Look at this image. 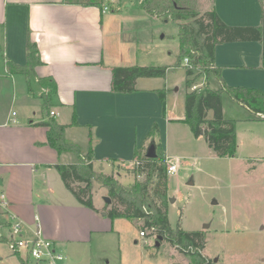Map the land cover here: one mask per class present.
Returning a JSON list of instances; mask_svg holds the SVG:
<instances>
[{
	"label": "crops",
	"instance_id": "1",
	"mask_svg": "<svg viewBox=\"0 0 264 264\" xmlns=\"http://www.w3.org/2000/svg\"><path fill=\"white\" fill-rule=\"evenodd\" d=\"M139 2L141 13L147 14ZM103 6L83 0H0V98L6 89L13 99L18 93L24 96L23 113L13 111L10 115L9 109L0 108V196L7 201L5 207L0 205V232L4 237L0 238V264H31L8 248L11 215L21 220L23 236L32 238L38 230L57 249L70 254L72 264H84L85 260V264H94V247L108 256L107 243L115 240L114 236L119 242L123 237L117 217L105 214V204L109 203L98 204L94 189L95 210L79 204L64 187L52 165L75 163L79 156L68 150L57 153L48 146L46 127L38 122L56 120L67 109V118L56 120L68 124L65 137L79 146L81 156L91 148L93 166L104 173L111 171L109 161L133 163L136 151L144 153V147L161 140L162 130L185 124L184 113L177 114L169 106L170 88L165 80L163 85L154 84L163 77H139L131 93L111 90L113 67L146 64L137 60L139 48L135 41L123 34L138 26L132 21L135 14L129 10L113 13L119 9L112 5L108 14L102 11ZM213 9L229 26L262 25L261 0H214ZM28 39L35 44L41 64L30 74H23L14 65L26 63ZM262 53L259 40L219 42L214 63L221 80L212 72L202 73L188 89L217 90L226 84L264 90ZM211 79L216 84L212 85ZM173 89L177 91L179 86ZM158 90L165 91L164 100L159 99ZM189 90H184V96ZM45 94L50 97L49 111L53 110V115L40 113ZM223 102L222 98V112ZM73 112L77 124L69 125ZM153 122L157 123V131L151 135ZM162 151L167 157V151ZM120 247L116 256L118 264H124L126 256Z\"/></svg>",
	"mask_w": 264,
	"mask_h": 264
},
{
	"label": "rangeland",
	"instance_id": "2",
	"mask_svg": "<svg viewBox=\"0 0 264 264\" xmlns=\"http://www.w3.org/2000/svg\"><path fill=\"white\" fill-rule=\"evenodd\" d=\"M83 1H101L109 9L112 8L111 5L113 8L118 7L119 11L114 10L113 13L121 11L123 14L129 10L131 14H135L132 16V21H137L138 26L125 30L123 34L126 38L135 41V45L138 46V62H143L146 66L167 67L163 77L165 79H157L158 81L154 84L166 82L167 88H170L169 106L172 105L175 113L183 114L184 90H189L184 81L187 77L185 73L187 64H183V58L188 54L179 56L178 25L170 18V13L160 18L152 17L150 13L142 14L139 1L143 5L146 0ZM156 1L162 6L175 2L178 6L192 8L199 13L198 17L203 16L205 11L213 9L214 5V0ZM109 9L106 10L108 14L111 13ZM167 16L170 19H164ZM188 20L185 19L182 22ZM210 81L212 85L215 83L212 79ZM173 86H179V90L174 91ZM16 95L17 99L16 97L13 99L11 91L6 89L3 97L0 98V108L9 109L10 115L13 111L18 114L23 113L21 102L24 101V96L20 93ZM46 97L48 98L49 95H43V98ZM222 98L225 113L223 115L236 121L237 150L234 156H219L209 142L203 137H195L185 124L162 130L158 145L154 141L156 153L162 156V150L167 151L168 156L164 154L165 164L174 159L179 161L177 173L167 174L168 220L173 228L179 226L186 231L203 232L206 243L201 253L211 257L212 260L217 257L216 264H264V117L245 109L225 92L222 93ZM53 109L58 108L53 107ZM39 110L40 113H45ZM67 114V109L61 111V115L56 120L62 121L64 116L66 119ZM208 115L212 116L211 111ZM249 117L252 118L246 119ZM147 147H144L142 152L146 153ZM134 166V162L109 161L108 167L111 171L105 173L112 174L118 183L127 186L134 180H143L145 177L144 174H135ZM94 169L104 172L96 167ZM92 187L98 204L104 202V196H108L111 201L107 188L103 187V189L96 182H93ZM172 197L173 200L170 202L169 198ZM116 219L118 229L122 232V240L119 242L116 236L113 238L115 240L110 239L112 242L107 243L110 248L108 256H103L94 247L91 256L94 264H118L116 255L119 253L117 252L119 244L121 253L126 256L122 260L124 264L148 262L150 264H195L197 259L193 256L194 254L181 253L167 239H157L150 229L146 228V235L141 237L139 235V230L143 228L141 219L138 221L123 217ZM101 245H104V242ZM21 255L24 257L23 252ZM99 255L104 259H100ZM68 258L69 263L72 264L70 254ZM28 259L31 264L37 261ZM107 259H110L109 262L106 261ZM85 263H87L86 260Z\"/></svg>",
	"mask_w": 264,
	"mask_h": 264
},
{
	"label": "trees",
	"instance_id": "3",
	"mask_svg": "<svg viewBox=\"0 0 264 264\" xmlns=\"http://www.w3.org/2000/svg\"><path fill=\"white\" fill-rule=\"evenodd\" d=\"M86 4L102 5L101 1H87ZM143 9L156 17L170 13V18L177 22L180 55L188 54L190 65H185L186 87L190 88L197 77L203 72H212L219 80V69L215 67V45L219 42H231L236 40H259L263 45L262 58L264 62V0H261L262 25L261 26H229L223 22L215 9L199 13L192 8L176 5L175 2L162 6L156 0H146ZM168 16L164 19H170ZM189 19L188 21H184ZM165 20V21H167ZM27 60L24 65H14L15 69L23 74H30L34 67L41 64L39 52L34 43L27 40ZM166 66H116L112 68L111 90L113 92L131 93L136 90V79L139 77H164ZM223 81V80H222ZM225 91L230 97L252 112L264 114V90L249 89L245 87H231L223 84L220 89H192L186 91L184 96L183 122L188 125L195 137H203L213 147L219 156H234L236 153L235 120L228 119L222 112L221 93ZM159 99L164 100L165 91H157ZM43 111L49 112L50 97L43 98ZM211 111L212 117H208ZM76 113H72V121L69 125H75ZM37 125L46 127V144L54 148L57 153L66 150L79 156L75 163H55L52 166L59 172L63 185L68 189L76 201L95 210L92 204L93 182L108 190L111 198L109 204H105L106 215L110 218H126L128 220L141 219L140 230L150 229L156 237L160 235L174 245L178 251L185 255L194 254L195 264H216L211 257L202 254L205 246L203 232L198 230L186 231L179 226L171 227L168 220L167 198V168L164 151L162 156L147 158L145 153L136 151L133 156V172L137 175L144 174V179H136L130 185L123 186L112 174L103 171L98 172L93 166V153L89 148L81 156L79 146L65 137V129L68 124L58 123L49 118L47 121L38 122ZM157 131V123L153 122L149 134ZM152 141L151 143H153ZM150 143V144H151ZM155 143V142H154ZM158 145V143H156ZM138 161V164H135ZM158 239V238H157ZM197 261V262H196Z\"/></svg>",
	"mask_w": 264,
	"mask_h": 264
},
{
	"label": "built area",
	"instance_id": "4",
	"mask_svg": "<svg viewBox=\"0 0 264 264\" xmlns=\"http://www.w3.org/2000/svg\"><path fill=\"white\" fill-rule=\"evenodd\" d=\"M108 9V6L105 5L103 6L102 11H106ZM183 64L190 65L188 56H185L183 58ZM193 87L195 88L196 86ZM14 113L15 112H13V114ZM49 114L53 115L54 111L50 110ZM257 114L264 117V114H262L261 112H257ZM138 163L139 162L136 161L135 164ZM178 165V159H174L169 163L167 162V174H176L178 171ZM0 205H2V207H5L7 205V201L5 200L3 195L0 196ZM9 226V235L7 236L6 242L9 250L12 253L22 254L23 252L25 258L36 259L38 262H44L45 264H70L67 255L63 251L57 249L54 246L53 241L45 239L38 230L35 232V235L32 238L23 236V224L21 220L14 215L10 216ZM150 230H153V227H151ZM139 235H146V231L140 230ZM0 238H4L1 232Z\"/></svg>",
	"mask_w": 264,
	"mask_h": 264
},
{
	"label": "water",
	"instance_id": "5",
	"mask_svg": "<svg viewBox=\"0 0 264 264\" xmlns=\"http://www.w3.org/2000/svg\"><path fill=\"white\" fill-rule=\"evenodd\" d=\"M145 152H146L145 155H146L147 158H151V159H153V158L156 157L157 153H156V151H155V144H154V142L151 143V144H149V146L147 147V149H146ZM0 182H1V181H0ZM172 200H173V197H172V198H169V201H170V202H172ZM104 201H105V203H110V199H109V197H108V196H104ZM157 238H158V239H162V237H161L160 235H158ZM217 259H218V258L215 257V258L213 259V261L216 262Z\"/></svg>",
	"mask_w": 264,
	"mask_h": 264
}]
</instances>
